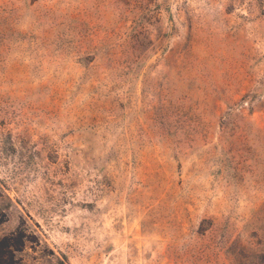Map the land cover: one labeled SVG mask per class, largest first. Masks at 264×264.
Masks as SVG:
<instances>
[{
	"label": "rangeland",
	"instance_id": "rangeland-1",
	"mask_svg": "<svg viewBox=\"0 0 264 264\" xmlns=\"http://www.w3.org/2000/svg\"><path fill=\"white\" fill-rule=\"evenodd\" d=\"M20 227L11 264H264V0H0Z\"/></svg>",
	"mask_w": 264,
	"mask_h": 264
},
{
	"label": "trees",
	"instance_id": "trees-1",
	"mask_svg": "<svg viewBox=\"0 0 264 264\" xmlns=\"http://www.w3.org/2000/svg\"><path fill=\"white\" fill-rule=\"evenodd\" d=\"M26 232H27L26 228L20 227V228H18V230H16L14 233H12L10 237H6L0 242V249L8 248V247L12 248L11 252L9 251V254L11 256L9 257V261H8L9 263L8 264H11V262L13 260L12 255L16 251H20L24 248V246L26 244V239L28 237ZM2 252H0V255L2 254ZM0 262H1V260H0Z\"/></svg>",
	"mask_w": 264,
	"mask_h": 264
}]
</instances>
